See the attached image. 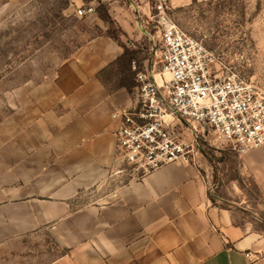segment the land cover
Wrapping results in <instances>:
<instances>
[{"label": "crops", "instance_id": "crops-1", "mask_svg": "<svg viewBox=\"0 0 264 264\" xmlns=\"http://www.w3.org/2000/svg\"><path fill=\"white\" fill-rule=\"evenodd\" d=\"M99 1L122 30L121 43L135 50L148 44L151 53L144 62L150 70L142 73L154 79L160 32L158 39L151 33L152 0L91 4L97 7ZM191 1L168 0L172 6ZM122 52L109 36L87 41L58 67L53 85L44 87L35 132L5 134L0 244L46 234L64 251L50 264H264V226L256 223L264 224V145L238 155V167L222 171L214 195L219 173L202 154L152 170L97 203L75 208L79 194L114 178L120 121L112 115L135 103L124 88L109 91L99 74ZM247 177L259 197L253 208L247 197L238 203L229 196L239 192L241 182L247 185Z\"/></svg>", "mask_w": 264, "mask_h": 264}, {"label": "rangeland", "instance_id": "rangeland-1", "mask_svg": "<svg viewBox=\"0 0 264 264\" xmlns=\"http://www.w3.org/2000/svg\"><path fill=\"white\" fill-rule=\"evenodd\" d=\"M93 5L97 4H91V0H0V169L5 134L17 137L35 132L44 87L53 85L58 67L96 36L121 41L122 30L115 21L103 22L96 12L78 16V9ZM166 13L184 33L213 53L215 59L210 64V72L214 76L234 72L264 96V0H224L213 4L192 0L183 6L168 2ZM153 24L151 33L158 39L154 20ZM141 45L139 58L146 60L151 50L147 43L141 42ZM144 60L139 72L146 67L150 70V62ZM152 68L158 85L168 80L159 61ZM117 73V68H112L104 75L108 88L115 84ZM132 98L138 105V89L133 90ZM180 120L177 130L181 140L192 147L190 161L203 154L211 162L213 171L219 173L214 195L221 187L222 171L238 167V154L223 144L215 142L214 146L206 134L196 132L199 128ZM112 173L114 178L108 182L79 194L75 208L97 203L105 194L133 179L127 167L116 158ZM246 186L244 193L242 189ZM240 188L239 192L232 190L229 196L238 203L247 197V205L253 208L259 197L251 179L247 177V185L241 182ZM256 223L263 228V223ZM63 252L46 234L31 235L1 243L0 264H50Z\"/></svg>", "mask_w": 264, "mask_h": 264}, {"label": "built area", "instance_id": "built-area-1", "mask_svg": "<svg viewBox=\"0 0 264 264\" xmlns=\"http://www.w3.org/2000/svg\"><path fill=\"white\" fill-rule=\"evenodd\" d=\"M152 1L160 32V67L168 80L158 85L145 73L136 74L139 104L112 115L120 121L116 159L133 179L170 163H188L192 147L180 138V119L238 155L263 146L264 96L234 72L214 76L213 53L172 22L166 13L168 0ZM95 10L88 6L77 13Z\"/></svg>", "mask_w": 264, "mask_h": 264}, {"label": "trees", "instance_id": "trees-1", "mask_svg": "<svg viewBox=\"0 0 264 264\" xmlns=\"http://www.w3.org/2000/svg\"><path fill=\"white\" fill-rule=\"evenodd\" d=\"M193 1L195 3L197 2V0H193ZM223 1L224 0H210L205 2L208 4H213ZM95 12L97 13L98 18L101 21L107 23H111L113 21L108 13V5L106 3H102L99 1V5L96 8ZM113 40L119 43V45L123 49V52L121 56L113 64L109 66V68L103 70L99 74V80L103 83L105 87H107L109 91H113L119 88H124L132 97L133 90L137 89L138 87V84L135 82V75L139 72L141 68V64L144 59L139 58L140 52L138 50L128 48L125 44L121 43L117 39H113ZM112 68H117L118 70L117 79L113 87L108 88V85L104 80V75Z\"/></svg>", "mask_w": 264, "mask_h": 264}]
</instances>
